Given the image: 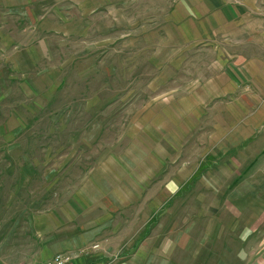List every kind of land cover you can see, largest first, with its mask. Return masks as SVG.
<instances>
[{"label":"rangeland","instance_id":"obj_1","mask_svg":"<svg viewBox=\"0 0 264 264\" xmlns=\"http://www.w3.org/2000/svg\"><path fill=\"white\" fill-rule=\"evenodd\" d=\"M6 3L17 10L0 11V264H40L55 216L76 236L80 206L100 202L106 219L116 196L104 238L64 252L120 264L138 185L182 219L183 252L168 264H264V240L242 243V200L226 199L254 131L255 82L242 79L253 51L214 29L212 1Z\"/></svg>","mask_w":264,"mask_h":264},{"label":"crops","instance_id":"obj_2","mask_svg":"<svg viewBox=\"0 0 264 264\" xmlns=\"http://www.w3.org/2000/svg\"><path fill=\"white\" fill-rule=\"evenodd\" d=\"M210 1H212V7L214 9L215 7L217 8L214 12V29L221 30V27L227 26L230 31L242 33V46L248 45L249 51H253L251 57L242 53V58L244 59L242 61V79L248 78L251 82L252 80L255 82V85L247 89L256 98L254 101L255 108L253 109V125L247 127L254 131L246 133L242 138V185L233 186L232 193L237 195L226 199L229 201L242 200V225H244L242 227V243L248 235H251L255 240H264V0ZM12 6L7 3L0 4V11L16 14L17 7ZM252 72H254V76L251 75ZM247 145L251 146L248 148L246 147ZM234 158V156H228L222 162H229ZM233 170L234 168H230V171H232L230 175L234 174ZM251 171L252 173H250ZM224 187L227 188L226 186ZM130 192L133 194L130 196V200L127 201L130 206H135V203H139L141 199L142 203L136 205L138 211L131 223V227L135 226L134 230L132 229V233L126 238V242L120 246L123 249L119 253L124 255L120 264H153L156 259L159 260V264H166L165 258H171L172 256L175 257L176 262L177 257H180V254L176 252L177 248L183 252L181 239L183 230L180 228L182 219L180 217L165 216L167 211L164 210L167 209V204L154 200L156 196H160V191L151 197L150 188L146 189L145 185H138L132 188ZM117 197H112V201L116 203H114V206L117 210L110 213V215L107 214L106 219L104 218V211L100 202L98 206L94 202L90 206L88 203L80 204L82 209L81 217L84 220H81L83 222L79 223V226L77 225L76 230L83 228L80 233L77 232L79 235L76 234V236L69 235L74 230L68 232V225L63 220H60L58 216H55L54 223L57 224H53L52 227L54 237L52 241L48 242L47 250L43 253V259L39 262L49 258L54 253L74 252L72 250L86 246L92 239H99L100 242L104 238L100 234L108 224L107 219L110 217L115 218L119 215L120 202ZM250 217H254L253 221H246ZM257 217L258 219H256ZM195 221H198V219ZM85 225H91V227L85 228ZM70 226H75V224L71 223ZM55 230L57 233H55ZM125 234L121 235L124 236ZM112 241L111 239L110 242ZM194 242L186 245L185 249L187 251L196 250L197 254L199 243H197L195 249ZM203 248L206 251H214L215 249L204 244ZM107 252L108 249L102 246L101 253H97L96 256L98 258L108 256ZM193 253L190 252L188 254ZM90 257V255L81 257L78 261H75V264H85L92 260H89Z\"/></svg>","mask_w":264,"mask_h":264},{"label":"built area","instance_id":"obj_3","mask_svg":"<svg viewBox=\"0 0 264 264\" xmlns=\"http://www.w3.org/2000/svg\"><path fill=\"white\" fill-rule=\"evenodd\" d=\"M98 246L97 245H92L90 249L92 250H97ZM77 255H70L65 252H58L54 253L52 256L49 258H46L40 264H75V257ZM83 264V263H79ZM85 264H108L104 259H92L89 262Z\"/></svg>","mask_w":264,"mask_h":264}]
</instances>
